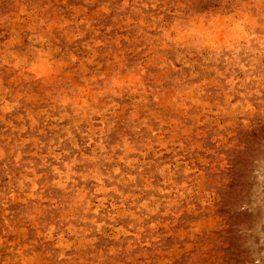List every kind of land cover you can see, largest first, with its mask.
<instances>
[{
    "label": "rangeland",
    "instance_id": "1",
    "mask_svg": "<svg viewBox=\"0 0 264 264\" xmlns=\"http://www.w3.org/2000/svg\"><path fill=\"white\" fill-rule=\"evenodd\" d=\"M0 264H264V0H0Z\"/></svg>",
    "mask_w": 264,
    "mask_h": 264
}]
</instances>
